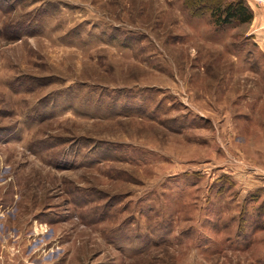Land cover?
I'll list each match as a JSON object with an SVG mask.
<instances>
[{
	"label": "rangeland",
	"instance_id": "rangeland-1",
	"mask_svg": "<svg viewBox=\"0 0 264 264\" xmlns=\"http://www.w3.org/2000/svg\"><path fill=\"white\" fill-rule=\"evenodd\" d=\"M234 1L0 0V263L264 264L259 0L216 23Z\"/></svg>",
	"mask_w": 264,
	"mask_h": 264
},
{
	"label": "trees",
	"instance_id": "trees-1",
	"mask_svg": "<svg viewBox=\"0 0 264 264\" xmlns=\"http://www.w3.org/2000/svg\"><path fill=\"white\" fill-rule=\"evenodd\" d=\"M197 4L199 0H196ZM193 5V4H192ZM216 15L219 14L216 23L224 27L237 26L252 22L254 14L243 0H235L222 8L219 4H214ZM214 11V10H213Z\"/></svg>",
	"mask_w": 264,
	"mask_h": 264
},
{
	"label": "crops",
	"instance_id": "crops-1",
	"mask_svg": "<svg viewBox=\"0 0 264 264\" xmlns=\"http://www.w3.org/2000/svg\"><path fill=\"white\" fill-rule=\"evenodd\" d=\"M256 17H255V25H256V30H257V38H258V47L264 54V0H259L258 3V8L256 12ZM253 248V247H251ZM251 248L249 250H251ZM264 254L262 252L260 255ZM264 260V257L261 258ZM260 258L256 259L258 260V263L263 262ZM255 260V259H253ZM0 264H7V263H0ZM23 264V263H21Z\"/></svg>",
	"mask_w": 264,
	"mask_h": 264
}]
</instances>
